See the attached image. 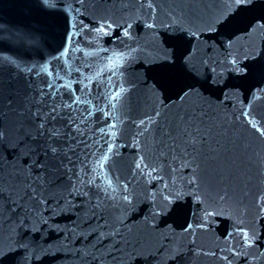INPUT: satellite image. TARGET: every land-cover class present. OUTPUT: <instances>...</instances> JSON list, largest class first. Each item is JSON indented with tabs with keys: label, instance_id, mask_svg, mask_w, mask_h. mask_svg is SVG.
I'll return each instance as SVG.
<instances>
[{
	"label": "snow or ice",
	"instance_id": "obj_1",
	"mask_svg": "<svg viewBox=\"0 0 264 264\" xmlns=\"http://www.w3.org/2000/svg\"><path fill=\"white\" fill-rule=\"evenodd\" d=\"M35 4L0 23V264L45 229L99 264H264V0Z\"/></svg>",
	"mask_w": 264,
	"mask_h": 264
},
{
	"label": "water",
	"instance_id": "obj_2",
	"mask_svg": "<svg viewBox=\"0 0 264 264\" xmlns=\"http://www.w3.org/2000/svg\"><path fill=\"white\" fill-rule=\"evenodd\" d=\"M35 9V0H0V23L20 26L34 24ZM136 31L137 34L141 36L144 42L147 44L150 38L144 33L143 28H138ZM212 35L213 34H205L204 38L206 40L215 39ZM105 39L108 40L107 37ZM136 70L135 64L129 67V73L134 74ZM147 103L148 101L143 97L140 98L141 108H143V106ZM224 103L227 107H232L231 103L228 101L225 100ZM123 151L129 152V149L124 148ZM146 206V202L142 201L136 209V211L139 212V215L130 214L131 219H129L128 223L134 229L140 227V225L137 224V221H139L141 216L144 214L141 209L146 208ZM74 219L75 217L71 213H63L58 218H55L52 222L63 226L64 229L70 230L72 228V221ZM164 224H172L173 227H176V225L173 224L171 220H165ZM164 224H162L161 227H163ZM222 230L223 224H221V226L216 229L217 232ZM33 239L37 243L42 244L55 243L59 241L62 245V247H58L54 251H49L46 256L42 258L41 264H99V262H94L91 257L82 258L76 251V249L82 246V243L78 242L82 241V238L72 239L69 237V239H65L64 230L57 231L45 229L41 234H34ZM204 239L207 241V237ZM18 255H23V253L21 252ZM132 264H150V259L148 257H137L136 260L132 262ZM201 264H212V262L202 261Z\"/></svg>",
	"mask_w": 264,
	"mask_h": 264
}]
</instances>
